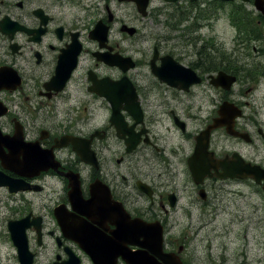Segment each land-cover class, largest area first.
I'll list each match as a JSON object with an SVG mask.
<instances>
[{
	"label": "flooded vegetation",
	"instance_id": "flooded-vegetation-1",
	"mask_svg": "<svg viewBox=\"0 0 264 264\" xmlns=\"http://www.w3.org/2000/svg\"><path fill=\"white\" fill-rule=\"evenodd\" d=\"M197 142L216 172L260 183L211 170L197 185ZM238 183L264 212V0H0V264H249L197 260L185 236L191 209ZM127 215L160 223L161 256L117 234Z\"/></svg>",
	"mask_w": 264,
	"mask_h": 264
},
{
	"label": "rangeland",
	"instance_id": "rangeland-1",
	"mask_svg": "<svg viewBox=\"0 0 264 264\" xmlns=\"http://www.w3.org/2000/svg\"><path fill=\"white\" fill-rule=\"evenodd\" d=\"M189 187L191 188V184ZM224 190L226 193L218 197L212 208H207L203 217L199 215L198 207L191 209V219L195 229L185 235L189 244L188 249L200 261L210 258L212 262L217 263L232 253L241 252L246 254L243 259H246L247 263L258 264L259 259L263 260L264 254V223L261 220L264 212L254 211L251 204L256 202L255 197L252 201L248 199L249 189L244 183H238L236 186L229 184ZM236 190L238 193H235ZM190 198L196 204L200 203L196 193H192ZM187 200L186 197L184 199L182 197L180 203L188 206ZM179 214L183 212L180 211ZM186 220V216L179 219L182 223ZM168 222L172 221L168 220ZM201 226L203 227L200 228ZM172 229V235L181 238L183 233L179 228Z\"/></svg>",
	"mask_w": 264,
	"mask_h": 264
},
{
	"label": "water",
	"instance_id": "water-1",
	"mask_svg": "<svg viewBox=\"0 0 264 264\" xmlns=\"http://www.w3.org/2000/svg\"><path fill=\"white\" fill-rule=\"evenodd\" d=\"M168 59H170L172 61V59L170 57ZM177 66H179V67H177ZM177 66H175L176 67L175 70L172 71L173 73L182 74L184 71H188L180 65H177ZM188 72H190V71H188ZM158 76H159V78L165 80L162 75H158ZM197 81H198V79H197ZM168 82L171 85H176V83H174L172 80H171V82L170 81H168ZM220 123H223L222 119L217 120V122H215V124L213 126L209 127L208 130L219 126ZM208 130H206V132ZM196 145H197L196 150H199V146H200L199 143H197ZM80 148H75L74 144H73V149L75 151H77V153L79 154L81 159L85 160V154H84L83 150H81ZM196 150H195V152H196ZM189 168L191 169L192 178H193V180H195V182L197 184H200L203 181L202 179L204 178V176L206 175V172L209 169L206 165L199 164L197 162L196 158H194L193 164ZM245 168H240L237 172H234V171L232 172V171H229L228 169L224 168V172L221 174H217V176L219 178H222V179H226L229 177L230 178H238V179H241V178L246 179L248 176H251V178H254L255 181L257 183H259L260 180L257 177H255V175H254L256 171L250 172L249 170H246ZM69 180H70L69 185H71V190L68 192V197H70L72 204L73 203L74 204L80 203L81 197H80V192H79V186H78L77 182L73 183V180L71 178ZM200 194H202V192ZM117 223H120V225H117ZM136 223H138V225L141 223V226L137 227ZM114 224H116L117 234L127 235V232H129V237L131 240H132L133 236L135 235V233L140 231V234H141L143 239H145L146 241L153 240V242L150 245H148L147 243H146V245H144V244H141V245L145 246L146 248L147 247L150 248L151 246L155 247L154 249L151 248L150 251L155 253L154 255L157 254V256H161L162 251H161L160 247L162 244V239H161L162 228L159 226V224L157 222H150V224H149V223L142 222L141 220L140 221L139 220H131V218H129V216H128V220L123 218L122 220L120 219L117 222H114ZM128 256H129L128 257V264H160V263L155 262L154 260L146 259L145 258L146 255L143 256L142 254L139 255V254L133 253V254H130ZM139 256L141 257V259ZM170 257H171V255H167V254L163 255L162 261L165 262V264H178V263L172 262L170 260ZM143 258H145V259H143ZM68 264H77V260L74 258V256H71V258L68 261Z\"/></svg>",
	"mask_w": 264,
	"mask_h": 264
}]
</instances>
